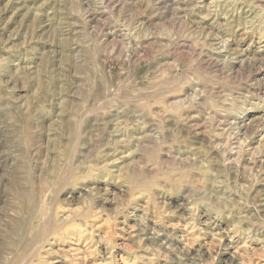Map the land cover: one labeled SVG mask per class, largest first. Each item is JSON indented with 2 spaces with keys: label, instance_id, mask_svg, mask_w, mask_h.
<instances>
[{
  "label": "rangeland",
  "instance_id": "obj_1",
  "mask_svg": "<svg viewBox=\"0 0 264 264\" xmlns=\"http://www.w3.org/2000/svg\"><path fill=\"white\" fill-rule=\"evenodd\" d=\"M0 264H264V0H0Z\"/></svg>",
  "mask_w": 264,
  "mask_h": 264
},
{
  "label": "bare ground",
  "instance_id": "obj_2",
  "mask_svg": "<svg viewBox=\"0 0 264 264\" xmlns=\"http://www.w3.org/2000/svg\"><path fill=\"white\" fill-rule=\"evenodd\" d=\"M110 119H111V118H110ZM99 127H100V126H99ZM244 157H246V156H244ZM32 252H33V251H32ZM32 252H31V253H32ZM30 255H31V254H30Z\"/></svg>",
  "mask_w": 264,
  "mask_h": 264
}]
</instances>
